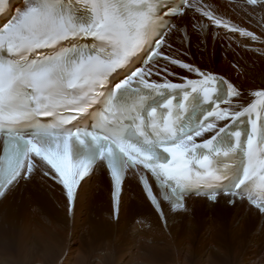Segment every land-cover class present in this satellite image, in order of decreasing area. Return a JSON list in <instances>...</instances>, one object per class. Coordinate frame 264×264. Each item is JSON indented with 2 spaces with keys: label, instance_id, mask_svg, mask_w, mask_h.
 Instances as JSON below:
<instances>
[{
  "label": "snow or ice",
  "instance_id": "snow-or-ice-1",
  "mask_svg": "<svg viewBox=\"0 0 264 264\" xmlns=\"http://www.w3.org/2000/svg\"><path fill=\"white\" fill-rule=\"evenodd\" d=\"M241 7L264 9V0ZM13 8L0 0V197L40 171L65 190L71 213L81 182L103 164L117 218L129 172L165 226L162 202L183 210L193 192L247 199L264 214V87L241 90L164 51L173 30L190 41L187 25L169 27L189 9L201 36L210 26L258 40L255 33L205 0H23ZM170 65L197 78L175 83Z\"/></svg>",
  "mask_w": 264,
  "mask_h": 264
},
{
  "label": "bare ground",
  "instance_id": "bare-ground-1",
  "mask_svg": "<svg viewBox=\"0 0 264 264\" xmlns=\"http://www.w3.org/2000/svg\"><path fill=\"white\" fill-rule=\"evenodd\" d=\"M212 1L232 20L255 31L259 39L222 32L212 45L210 40L205 42L193 31L191 51L181 44L180 50L173 53L185 63L223 73L241 90L264 87V16H261L264 9L260 13L249 7L245 12L242 4ZM177 67L190 77L196 76ZM39 181L36 175L31 182L8 190L0 200V264H190L189 257L194 252L192 247L198 233L195 228L199 225L201 232L207 225L204 232L209 233L200 241L202 247L208 244L205 248L208 253L202 252L204 256H200L198 264H225L222 258L229 260V254L217 240L222 232L231 234L237 245H242L248 238L252 252L264 241V214L245 201H236L231 206L223 196L216 203L190 197L185 209L165 210V226L137 179L131 175L115 220L111 183L102 170L82 181L71 217L61 191L57 187H48L45 192L38 186ZM13 214L19 216L17 224L14 219L9 220ZM42 216L50 221L51 227L42 223ZM10 236L15 252L8 245ZM238 249L236 246V252ZM263 251L261 248L257 252ZM251 254L239 264H264V252L257 260V256L254 258ZM220 257L223 263L217 260ZM164 260L166 263L162 262Z\"/></svg>",
  "mask_w": 264,
  "mask_h": 264
},
{
  "label": "rangeland",
  "instance_id": "rangeland-1",
  "mask_svg": "<svg viewBox=\"0 0 264 264\" xmlns=\"http://www.w3.org/2000/svg\"><path fill=\"white\" fill-rule=\"evenodd\" d=\"M199 46V45H198ZM15 214L17 215V214H19V210L17 211V212H15ZM15 214H13L12 216H11V218H9V220H12V219H14L15 221V224H17V222H18V219H19V216H17L16 217V215ZM16 218V219H15ZM8 220V221H9ZM41 221H42V223L43 224H45L47 227H51V223H50V221L45 217V216H42V219H41ZM11 222V221H10ZM7 226H8V228H7V230L9 229V226H10V223L9 224H6ZM207 225H205V227H206ZM204 227V228H205ZM201 225H199V226H197L195 229L197 230L196 232H198V233H196L197 235V237H196V241H194L195 243L193 244V247H192V249L194 248V252L193 253H191L190 254V257H191V259H190V257H189V260H191L190 261V264H194V263H196V264H198V261L201 259V257L202 256H204V254L203 253H208V250L207 249H205V248H208V244H204L203 245V247L201 246L202 244H201V240L204 238L203 236H205V234H207V233H209V232H204V228L202 229V232L201 231H199V230H201ZM49 230V229H48ZM203 233V234H202ZM9 234V233H8ZM221 234V235H220ZM218 236H217V240L219 241V244L223 247V249L225 250V253L228 255V259L229 260H227V258H222V260H223V262L225 263V264H237V262H238V264H239V262L240 261H242L246 256H247V254H250V253H253V254H251L252 256H254V258H255V256H257L255 259L257 260L258 259V256L260 255H263V252L262 253H260V254H258V252L257 251H260V249L261 248H263L264 249V241L263 242H261L260 243V246H258V248H256V249H254V251L255 252H252L251 251V249H249V247H248V245H249V241H248V238L246 239V241H245V243H243L242 245H237V242L236 241H234L233 240V238H232V236H231V234H230V236H229V233H220ZM227 235V236H224V235ZM206 236H208V235H206ZM220 236V237H219ZM219 238V239H218ZM221 238V239H220ZM225 238V239H224ZM11 239V240H10ZM230 239H232V241L230 240ZM221 240H224V241H221ZM229 240V241H228ZM245 240V239H244ZM243 240V241H244ZM226 241H228V243H225V245H224V242H226ZM263 243V244H262ZM223 244V245H222ZM232 244V245H231ZM247 244V245H246ZM8 245L10 246V250L11 251H14L15 252V244H14V240H13V238L10 236L9 237V239H8ZM243 245H244V247H243ZM205 246H207V247H205ZM236 246H239V249L237 250V252H236ZM263 246V247H262ZM200 247V248H199ZM225 247V248H224ZM204 248V249H203ZM201 251H200V250ZM227 249V250H226ZM250 252H249V251ZM232 251V252H231ZM240 251V252H239ZM203 252V253H202ZM205 253V254H206ZM201 256V257H200ZM259 256V257H260ZM232 257V258H231ZM194 258V259H193ZM195 259H196V261H195ZM198 259V260H197ZM166 260V259H165ZM162 261V262H164V263H166V261ZM188 260V261H189ZM217 260H219L220 262H222V260H221V257L220 258H217ZM193 261V262H192ZM195 261V262H194ZM222 262V263H223Z\"/></svg>",
  "mask_w": 264,
  "mask_h": 264
}]
</instances>
